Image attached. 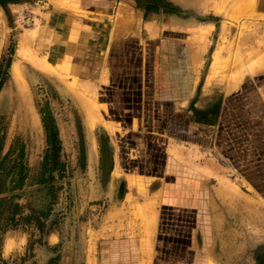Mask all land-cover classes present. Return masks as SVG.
Returning <instances> with one entry per match:
<instances>
[{
	"label": "crops",
	"instance_id": "0c3cea01",
	"mask_svg": "<svg viewBox=\"0 0 264 264\" xmlns=\"http://www.w3.org/2000/svg\"><path fill=\"white\" fill-rule=\"evenodd\" d=\"M23 12L35 24L21 31L14 20ZM243 19L254 28L249 45L264 34V0L0 2V24L19 32V48L55 69L62 95L81 108L95 104L104 128L138 130L164 145L163 109L207 115L200 123L217 167L207 168L209 178L178 181L176 191L166 185L162 202L164 255L182 249L195 258L181 264H264V69L237 82L231 68L225 76L218 71L225 60L232 65ZM159 192L143 206H159Z\"/></svg>",
	"mask_w": 264,
	"mask_h": 264
},
{
	"label": "rangeland",
	"instance_id": "374dc122",
	"mask_svg": "<svg viewBox=\"0 0 264 264\" xmlns=\"http://www.w3.org/2000/svg\"><path fill=\"white\" fill-rule=\"evenodd\" d=\"M138 1L140 6L154 0ZM250 22L236 21L240 32L232 65L228 59L218 67L223 76L231 68L234 82L246 71L264 69V34L255 33L248 45ZM10 25L0 24V264L193 262L182 249L165 256L157 231L166 185L176 191L178 181L209 178L207 168L217 167L212 137L205 144L200 123L207 115L163 109L164 145L138 130L104 128L95 104L83 102L81 108L60 93L55 69L46 70L26 48L20 56L19 32ZM16 65L23 80L15 77ZM59 76L69 88L65 75ZM156 192L159 206L157 200L143 206ZM236 229L246 235L245 225ZM9 241L16 243L5 248Z\"/></svg>",
	"mask_w": 264,
	"mask_h": 264
},
{
	"label": "built area",
	"instance_id": "2783aa9c",
	"mask_svg": "<svg viewBox=\"0 0 264 264\" xmlns=\"http://www.w3.org/2000/svg\"><path fill=\"white\" fill-rule=\"evenodd\" d=\"M35 24V16L31 12H23L18 15L16 25L19 28H31Z\"/></svg>",
	"mask_w": 264,
	"mask_h": 264
},
{
	"label": "bare ground",
	"instance_id": "6f19581e",
	"mask_svg": "<svg viewBox=\"0 0 264 264\" xmlns=\"http://www.w3.org/2000/svg\"><path fill=\"white\" fill-rule=\"evenodd\" d=\"M202 30H204V28H202ZM201 31V30H200ZM199 32V31H198ZM202 32V31H201ZM202 35H204V34H202ZM205 36H207L206 38L208 39V37H209V35H208V33H207V35L205 34ZM25 39V38H24ZM24 41V40H23ZM27 42V41H26ZM25 46H23L22 47V49H21V52H20V56L21 57H23L24 55H25ZM45 64V63H44ZM45 67V69L47 70V69H50V67L48 66V65H45L44 66ZM45 69H43V70H45ZM14 74H15V77H16V79H20V80H23L22 78H21V74L19 73V66L18 65H16L15 67H14Z\"/></svg>",
	"mask_w": 264,
	"mask_h": 264
},
{
	"label": "clouds",
	"instance_id": "9594fccd",
	"mask_svg": "<svg viewBox=\"0 0 264 264\" xmlns=\"http://www.w3.org/2000/svg\"><path fill=\"white\" fill-rule=\"evenodd\" d=\"M16 242L15 241H9V242H6V244H5V248H9V246L11 245V244H15ZM20 245H24L25 243H26V240L25 239H21V240H19V242H18Z\"/></svg>",
	"mask_w": 264,
	"mask_h": 264
},
{
	"label": "water",
	"instance_id": "95a60500",
	"mask_svg": "<svg viewBox=\"0 0 264 264\" xmlns=\"http://www.w3.org/2000/svg\"><path fill=\"white\" fill-rule=\"evenodd\" d=\"M0 1H13V0H0ZM110 157H106L105 158V163H106V168L110 170V167H111V163H110Z\"/></svg>",
	"mask_w": 264,
	"mask_h": 264
},
{
	"label": "trees",
	"instance_id": "16d2710c",
	"mask_svg": "<svg viewBox=\"0 0 264 264\" xmlns=\"http://www.w3.org/2000/svg\"><path fill=\"white\" fill-rule=\"evenodd\" d=\"M1 3H16L17 0H13V1H0ZM10 17V21H11V15H9Z\"/></svg>",
	"mask_w": 264,
	"mask_h": 264
}]
</instances>
